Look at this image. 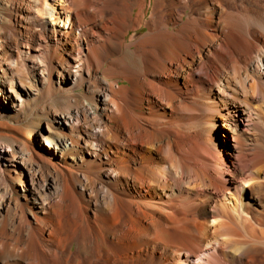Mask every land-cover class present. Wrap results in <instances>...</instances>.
<instances>
[{
	"label": "bare ground",
	"instance_id": "6f19581e",
	"mask_svg": "<svg viewBox=\"0 0 264 264\" xmlns=\"http://www.w3.org/2000/svg\"><path fill=\"white\" fill-rule=\"evenodd\" d=\"M5 3L3 114L23 60L70 102L0 145V264H264V0Z\"/></svg>",
	"mask_w": 264,
	"mask_h": 264
},
{
	"label": "rangeland",
	"instance_id": "374dc122",
	"mask_svg": "<svg viewBox=\"0 0 264 264\" xmlns=\"http://www.w3.org/2000/svg\"><path fill=\"white\" fill-rule=\"evenodd\" d=\"M7 10L8 7L6 6L5 0L2 1L0 0V14H1L0 16L2 17V18L0 17V27L2 25L9 23V13H7L8 12ZM20 63H21L20 65L21 70H19V72L21 74L22 85H20L18 79L17 80L4 79V81L6 83L7 88L16 90L19 98L21 99V103L23 106L22 108L18 107L21 108V113H20L21 117L19 118L18 115L16 114L14 115L13 113L7 115L3 114L5 108L9 107L8 106L9 101L5 99L4 95L0 94V132H1L0 145L1 146H8L10 144L16 146L22 145L21 141L25 139L27 140L31 128H33L34 130V138L36 139L37 143L38 142L44 143L45 140L39 137L40 135L39 130L48 121L53 122V114L55 112L62 113L64 107L66 106L65 104H69L70 102V99H68L70 94H68L65 91H60V90L57 91L55 89L51 90L49 99L43 97L41 93H39L38 89H36L37 87V83H35L36 78L34 76V72L31 68L30 62L23 60L20 61ZM81 91L83 92V90ZM14 131L15 133L18 134L20 133L19 135L21 136L22 140L15 142L11 137L3 135L8 133L12 134ZM45 150H47V148H45Z\"/></svg>",
	"mask_w": 264,
	"mask_h": 264
}]
</instances>
